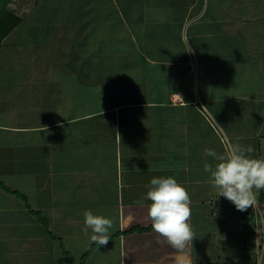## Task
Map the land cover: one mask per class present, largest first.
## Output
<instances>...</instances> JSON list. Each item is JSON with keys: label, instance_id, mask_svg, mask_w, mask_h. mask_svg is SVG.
<instances>
[{"label": "crops", "instance_id": "obj_1", "mask_svg": "<svg viewBox=\"0 0 264 264\" xmlns=\"http://www.w3.org/2000/svg\"><path fill=\"white\" fill-rule=\"evenodd\" d=\"M64 8L65 37L74 25L83 40L116 42L115 64L92 65L99 57L80 48L65 66L72 80L53 61V83L0 74V264H175L148 217L160 176L190 196L192 264H264V223L219 198L204 170L217 163L208 150L234 144L264 159V0ZM257 198L264 205V189ZM86 210L112 220L107 244L85 235Z\"/></svg>", "mask_w": 264, "mask_h": 264}, {"label": "clouds", "instance_id": "obj_2", "mask_svg": "<svg viewBox=\"0 0 264 264\" xmlns=\"http://www.w3.org/2000/svg\"><path fill=\"white\" fill-rule=\"evenodd\" d=\"M181 98L180 95L175 94ZM251 147L246 150L238 144L230 145L226 154L217 156L212 150L208 155L217 163L205 164L209 183L218 197L230 201L237 210L244 211L256 203L260 189H264V159L252 158ZM148 217L154 232L160 234L169 245L178 250L175 264H192L186 249L194 239L189 224L191 216L190 196L186 188L174 176L153 177L146 192ZM84 233L91 230V241L99 245L109 242L112 220L92 210L84 213Z\"/></svg>", "mask_w": 264, "mask_h": 264}, {"label": "rangeland", "instance_id": "obj_3", "mask_svg": "<svg viewBox=\"0 0 264 264\" xmlns=\"http://www.w3.org/2000/svg\"><path fill=\"white\" fill-rule=\"evenodd\" d=\"M66 2L67 0H3L0 3V11L6 8L23 19V22L3 42L0 50V74L6 77L11 72L14 79H21L25 75L34 77V79H43L41 77L43 75L51 80L48 82L53 83V80L58 79L60 74L58 71L52 73L49 71L51 70L50 68L45 67L46 64L53 61L54 63L62 64V67H60L62 80H72V76L65 69V66L66 64L75 63L76 56H78L76 50L80 48L85 49L83 51L84 54L90 52L99 57L98 60L100 62L97 60L90 62L92 65L109 64L108 67L110 66L111 70H113L112 64L115 63L111 62L110 58L112 55H110V52L113 53L117 49L115 46L116 42L113 43L108 39L105 42L103 39L101 41L97 40L98 42H92L94 35L89 36L88 33L83 34L85 37L83 40L74 25L71 26L72 31L68 33V38L71 39L65 37V27L62 26L63 24L59 25L57 21L62 20L65 24L64 16L69 17L72 14V9L69 13V10L64 8ZM254 10L256 9L254 8ZM259 11L261 12V10ZM257 15H260V13ZM37 22L39 23L37 24ZM108 36L111 37L110 35ZM87 39H89L88 42ZM83 43L85 46H82ZM69 48L74 50L67 52L66 50H69ZM54 53H57V55ZM55 56H58L57 60ZM96 57L94 58L96 59ZM12 67H14V71ZM108 75L109 72L106 77ZM21 82L14 83V85H18L14 90L20 91L22 89L20 86H23V83ZM12 104L14 105V102ZM4 106L6 105L4 104ZM34 108L33 106L31 113L35 111ZM252 220L259 223L260 218L258 215L253 214Z\"/></svg>", "mask_w": 264, "mask_h": 264}, {"label": "trees", "instance_id": "obj_4", "mask_svg": "<svg viewBox=\"0 0 264 264\" xmlns=\"http://www.w3.org/2000/svg\"><path fill=\"white\" fill-rule=\"evenodd\" d=\"M6 1V0H4ZM3 2V0H0V3ZM23 22V19L18 17L15 13L8 9H2L0 11V50L2 48L4 40ZM258 199V198H257ZM259 200V199H258ZM260 201V200H259ZM262 203V201H260ZM263 204V203H262ZM254 206V205H253ZM253 206L249 207L250 212H252V215L255 214L253 210ZM250 219H252V216H250ZM256 222V221H255ZM259 223L262 225V221L260 219Z\"/></svg>", "mask_w": 264, "mask_h": 264}, {"label": "built area", "instance_id": "obj_5", "mask_svg": "<svg viewBox=\"0 0 264 264\" xmlns=\"http://www.w3.org/2000/svg\"><path fill=\"white\" fill-rule=\"evenodd\" d=\"M253 210H254L255 214L259 216V218L261 219L262 223H264V205H262V203H260V201L257 199V197H256V203L253 206ZM257 247H258L257 249L259 251L260 250L264 251V243L258 244Z\"/></svg>", "mask_w": 264, "mask_h": 264}]
</instances>
